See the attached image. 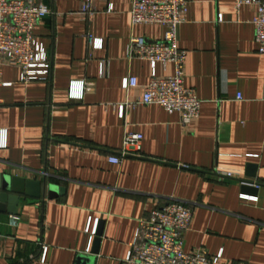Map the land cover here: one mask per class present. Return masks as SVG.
Wrapping results in <instances>:
<instances>
[{
	"label": "crops",
	"instance_id": "1",
	"mask_svg": "<svg viewBox=\"0 0 264 264\" xmlns=\"http://www.w3.org/2000/svg\"><path fill=\"white\" fill-rule=\"evenodd\" d=\"M42 1L52 13L36 36L52 59L51 78L26 84L18 67L0 66V173L44 183L42 196L22 197L15 214L10 200L2 204L0 264H124L140 221L170 200L193 206L187 252L205 249L220 256L217 264H264V55L256 7L190 0L178 44L187 51L185 85L202 105L184 123L160 105L133 104L144 96L151 65L129 58L130 39L160 40L164 27H133L132 0H96L88 20L76 14L85 0ZM87 33L103 47L92 48ZM157 71L171 76L174 66L159 63ZM127 77L138 84L124 88ZM127 133L143 135L141 151L112 163Z\"/></svg>",
	"mask_w": 264,
	"mask_h": 264
},
{
	"label": "built area",
	"instance_id": "2",
	"mask_svg": "<svg viewBox=\"0 0 264 264\" xmlns=\"http://www.w3.org/2000/svg\"><path fill=\"white\" fill-rule=\"evenodd\" d=\"M95 1L85 0L76 13L90 19L95 13ZM108 2L109 0H102ZM237 9L254 6L253 20L258 51L264 55V0H235ZM190 0H132V26L159 25L165 28L162 39L150 42L144 37L132 35L129 58L146 60L151 65V79L137 104H157L169 113H179L182 122L189 123L200 116L202 100L194 89L185 85L187 51L178 44V31L185 22ZM112 5H109V10ZM51 8L42 0H0V66L13 65L21 70V82H47L52 76L53 63L44 44L36 36L40 21L51 14ZM86 37L92 48H102L103 39L91 33ZM172 63L174 74L158 75V64ZM108 72L107 61H101L100 75ZM82 91L84 81L79 83ZM138 84L137 78L127 77L123 87L129 89ZM83 94L72 98L81 99ZM241 98V95H238ZM129 105V103H128ZM124 116L126 107H117ZM141 133H127L122 149L110 156L112 163H120L124 157L139 155L142 148ZM2 141L0 140V145ZM231 177L232 174H226ZM257 200L258 197L243 195ZM193 206L178 200H170L152 211L140 221V226L124 264H217L220 256H211L205 249L185 250V237L193 220ZM91 221L87 228L89 233ZM96 235V229L92 232ZM91 236V239L93 238ZM91 243L88 248L90 252Z\"/></svg>",
	"mask_w": 264,
	"mask_h": 264
},
{
	"label": "water",
	"instance_id": "3",
	"mask_svg": "<svg viewBox=\"0 0 264 264\" xmlns=\"http://www.w3.org/2000/svg\"><path fill=\"white\" fill-rule=\"evenodd\" d=\"M244 187H249L253 182L242 181ZM44 183L41 181H36L33 179H22L19 177H14L11 175H4L0 173V208H3L2 204H5L10 200L13 205L9 209L10 214L16 213V206L20 202L22 197H36L40 198L42 196V187ZM57 191L55 185L49 186L50 196H54L53 192ZM101 227L99 226L97 231V236L94 239V247H96L100 241Z\"/></svg>",
	"mask_w": 264,
	"mask_h": 264
}]
</instances>
